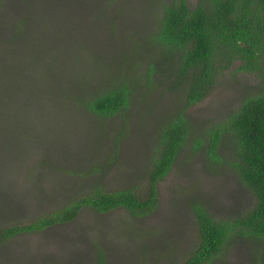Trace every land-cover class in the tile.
<instances>
[{
  "label": "rangeland",
  "instance_id": "obj_1",
  "mask_svg": "<svg viewBox=\"0 0 264 264\" xmlns=\"http://www.w3.org/2000/svg\"><path fill=\"white\" fill-rule=\"evenodd\" d=\"M169 1L0 0L1 227L26 224L95 187L145 196L159 126L180 112L189 122L153 209L83 207L72 221L6 239L0 264H181L198 241L193 205L230 222L253 204L228 164L216 165L195 141L255 94L259 77L239 59L219 58L205 95L185 107L175 56L148 45ZM120 78L131 85L126 108L106 117L85 106ZM232 144L223 133L224 161ZM202 264H264V240L232 232Z\"/></svg>",
  "mask_w": 264,
  "mask_h": 264
},
{
  "label": "trees",
  "instance_id": "obj_2",
  "mask_svg": "<svg viewBox=\"0 0 264 264\" xmlns=\"http://www.w3.org/2000/svg\"><path fill=\"white\" fill-rule=\"evenodd\" d=\"M198 1L193 7L187 0H171L160 5L155 27L147 35L148 45L155 44L166 58L168 54L175 56L174 73L181 84L184 82L185 107L205 95L220 65L219 58L227 63L239 59L240 68L258 75L260 84L256 93L244 98L227 120L212 127L208 137L195 141L197 147H206L208 158L216 165L222 161L228 164L239 182L253 194L254 202L230 222L216 221L202 206L193 205L198 241L181 264L204 263L220 251L235 231L264 240V0ZM130 86L120 78L84 104L100 116L116 115L127 107ZM223 133L233 141V152L228 154L230 157L225 155L228 158L225 161L218 153ZM188 134L189 122L181 112L161 123L145 196L131 187L113 190L95 187L26 224L0 226V245L17 233L72 221L86 206L98 212L124 207L136 215L153 209L158 204L156 184L170 171ZM92 169L99 168L95 164ZM102 262L100 259L99 264Z\"/></svg>",
  "mask_w": 264,
  "mask_h": 264
}]
</instances>
